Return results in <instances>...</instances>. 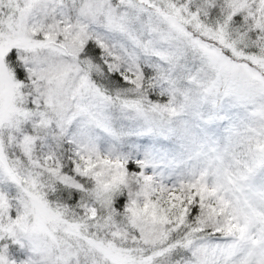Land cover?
Instances as JSON below:
<instances>
[{
	"label": "snow or ice",
	"instance_id": "obj_1",
	"mask_svg": "<svg viewBox=\"0 0 264 264\" xmlns=\"http://www.w3.org/2000/svg\"><path fill=\"white\" fill-rule=\"evenodd\" d=\"M0 264H264V0H0Z\"/></svg>",
	"mask_w": 264,
	"mask_h": 264
}]
</instances>
